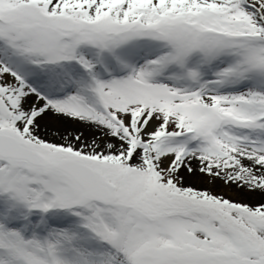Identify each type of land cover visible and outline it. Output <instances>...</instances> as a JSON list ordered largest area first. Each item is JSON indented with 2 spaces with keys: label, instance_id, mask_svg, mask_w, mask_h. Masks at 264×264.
<instances>
[{
  "label": "snow or ice",
  "instance_id": "1",
  "mask_svg": "<svg viewBox=\"0 0 264 264\" xmlns=\"http://www.w3.org/2000/svg\"><path fill=\"white\" fill-rule=\"evenodd\" d=\"M0 264H264V0H0Z\"/></svg>",
  "mask_w": 264,
  "mask_h": 264
}]
</instances>
